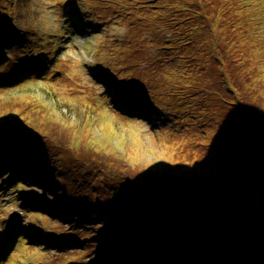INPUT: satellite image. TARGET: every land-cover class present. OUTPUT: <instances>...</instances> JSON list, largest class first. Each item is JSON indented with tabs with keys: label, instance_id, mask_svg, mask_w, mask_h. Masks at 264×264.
<instances>
[{
	"label": "rangeland",
	"instance_id": "obj_1",
	"mask_svg": "<svg viewBox=\"0 0 264 264\" xmlns=\"http://www.w3.org/2000/svg\"><path fill=\"white\" fill-rule=\"evenodd\" d=\"M257 3L0 0V264H264V220L233 223L225 243L216 232L236 205L264 203ZM127 96L145 111L109 102ZM131 200L138 217L117 223L87 210ZM67 202L83 211L63 214Z\"/></svg>",
	"mask_w": 264,
	"mask_h": 264
},
{
	"label": "trees",
	"instance_id": "obj_2",
	"mask_svg": "<svg viewBox=\"0 0 264 264\" xmlns=\"http://www.w3.org/2000/svg\"><path fill=\"white\" fill-rule=\"evenodd\" d=\"M31 56H34V54L33 55H31ZM30 56V57H31ZM245 85H246V87H242V89L243 90H248V86H250V85H248V84H246L245 83ZM251 88V87H250ZM235 90H236V93H239L240 92V90L239 89H237V88H235ZM233 88H230V90H228V91H235ZM250 90V89H249ZM229 93H231V92H229ZM226 96H227V94H226ZM125 97H126V95L122 98V99H125ZM127 100L126 101H123V104H118L113 98H112V100L116 103V105H125V104H127L128 103V96H127V98H126ZM240 102L242 103V104H244V102H242L241 100H240ZM235 103V101H231L230 102V104H234ZM237 103V102H236ZM241 103H237V108H236V110H234V111H232L229 115H230V117L232 118V122H230V123H232V124H234L235 126H238L239 127V129H241L242 127L240 126V123H243V115H241V114H239L240 113V108H239V104L240 105H242ZM244 107H245V104H244ZM245 111V110H244ZM236 119H234L233 117ZM248 116L246 115V120H249V117L247 118ZM225 120V119H224ZM227 125H230V124H227ZM253 125H255V123H251V126L253 127ZM255 134H256V137L258 138L259 136H261L260 134L261 133H259L258 131L257 132H255ZM259 145L260 146H262V147H264V138H262V137H260V140H259ZM204 146H206V148L207 149H205V157H207L208 155H211V153H212V155H214L215 154V150L213 149V148H211L210 146H209V148L207 147V145H205L204 144ZM214 150V151H213ZM208 158V157H207ZM207 158H206V160H207ZM258 177V178H257ZM255 179H253V181L255 182V183H257V181L259 180V176H257ZM258 179V180H257ZM264 181H262V183H259V187H257L254 183V185L256 186L255 188H262V187H264V183H263ZM255 188H254V190H255ZM162 191H165V192H168V191H170L169 189H164V187H162V189H161ZM117 196H119V194H118V192H117ZM179 196H181V195H179ZM233 197V196H232ZM119 199H117V201H118ZM200 200L201 201H203V199L202 198H200ZM214 202H215V200H213ZM220 202V204H224L225 203V201L222 203L221 201H219ZM242 202V201H241ZM203 203H205V208H208V206H210L211 204H212V201H204ZM69 204H70V202H67L66 204H64V208L62 209V212H63V214H65V213H69V214H71L72 213V215L74 214V210L76 211L77 210V212H82L83 210L82 209H73V207L72 206H69ZM202 204V203H201ZM215 204V203H214ZM214 204H212L211 205V207H213V205ZM118 207H116V209H114V211H113V209H111L110 207H107V206H105V205H102L101 207H99V208H97V209H95V207L94 208H92V209H87L89 212H93L94 214L93 215H97V217L98 218H100V219H102V221H104V220H106V221H108V223L107 224H111L113 221L115 222V223H117V221H121L122 219H125V218H137L138 216H137V214H134V210L131 208V206H132V200H131V202L129 203V204H122V203H118ZM200 205V204H199ZM223 205H220L219 206V208L220 207H222ZM236 206H238L239 208V211L238 212H233V211H231V213L230 212H226V214H228V216H225L226 218H220L219 219V225H218V228H216V232L218 231V229H219V231H220V233L223 235V240H221V242L223 241V243H225L226 242V240L228 239V237H229V235L232 233V232H229L231 229H234L235 227L233 226L232 227V224L234 223L235 224V226L236 225H240V224H246V223H248V222H251V221H255V220H257V221H263L264 220V203H262V205L261 206H257V209H260L261 210V212L260 213H257V214H255V215H253V216H243V212H242V210H246V208H245V203H243V204H240V205H236ZM152 207H149V206H146V205H144V217H143V219H144V221L146 222L147 220H149L150 218H155V217H157V213H158V211H155V210H153L152 211ZM242 209V210H241ZM247 211V210H246ZM153 213V214H152ZM113 214L115 215V216H113ZM159 216H158V218H168V216H169V214L168 213H160V214H158ZM177 220H179L180 218V211L177 213ZM209 217H211V215H208ZM94 219L93 220H96L97 218L95 217V216H92ZM209 217L207 218H205L207 221H208V219H209ZM228 217V218H227ZM108 218H112V220H109ZM114 218V219H113ZM142 218V217H141ZM255 218H259V219H261V220H259V219H255ZM154 220V219H153ZM82 223L83 224V221L79 218V220H78V223ZM135 224H132V222H123V223H121L119 226L118 225H116L115 226V228H121V229H127V230H129V229H131V227L132 226H134ZM123 229V230H124ZM91 230H96V229H93V226L92 225H86V224H83L82 225V232L83 233H86V234H88V232L89 231H91ZM103 230H106V229H103ZM96 231H98V230H96ZM202 232V234L203 233H205V232H207V230L206 231H204L203 232V230L201 231ZM200 233V232H199ZM89 240H94L93 238H89ZM89 240H85L86 242H87V244L89 243ZM99 243V241H97L96 243H90L91 245H97ZM99 245V244H98ZM163 252V254H164V257H165V255H166V251L165 250H163L162 251ZM165 259V258H164ZM182 259V258H181ZM183 260V259H182ZM178 261V262H177ZM176 264H181V260L178 258L177 260H176Z\"/></svg>",
	"mask_w": 264,
	"mask_h": 264
},
{
	"label": "bare ground",
	"instance_id": "obj_3",
	"mask_svg": "<svg viewBox=\"0 0 264 264\" xmlns=\"http://www.w3.org/2000/svg\"><path fill=\"white\" fill-rule=\"evenodd\" d=\"M256 10H257V12H258V10L262 7L259 3H257L256 5ZM263 8V11H264V7H262ZM256 12V13H257ZM44 62V61H43ZM47 62V61H46ZM255 71H256V73H257V79H256V81H261L260 79L262 78V77H264V68H262V69H257V68H254V67H252ZM39 70H40V66H39ZM99 78V77H98ZM245 83L246 84H248V85H252V83H251V80H250V78H248L246 81H245ZM133 108V110H129V109H132ZM126 109H128L127 111L128 112H131V113H133L134 112V109L137 111V110H139V112L141 111V107H138V106H134V105H131V104H127L126 105ZM213 141V140H212ZM91 149V148H90ZM65 158V160H64V164L66 163V161H68L67 160V158L66 157H64ZM21 206L23 207L24 206V203H22L21 202ZM72 214V213H71ZM209 216H207V218H208ZM15 230H16V228H15ZM190 231H192V229H190ZM12 233V232H11ZM13 233H14V236H17V234H18V232H14L13 231ZM10 234H8L7 233V236H9ZM9 246H10V244H8V247L6 248V251H4L3 252V254L0 256V258L7 252V250H8V248H9ZM6 255V254H5ZM4 255V256H5ZM96 255H94V257H95ZM170 255H167V257H169ZM174 260H177V259H175L174 258Z\"/></svg>",
	"mask_w": 264,
	"mask_h": 264
}]
</instances>
